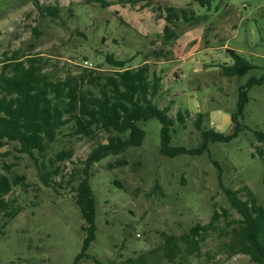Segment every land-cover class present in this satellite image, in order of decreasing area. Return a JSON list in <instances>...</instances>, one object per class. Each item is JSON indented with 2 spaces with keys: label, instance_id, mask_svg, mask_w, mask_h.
Listing matches in <instances>:
<instances>
[{
  "label": "rangeland",
  "instance_id": "rangeland-1",
  "mask_svg": "<svg viewBox=\"0 0 264 264\" xmlns=\"http://www.w3.org/2000/svg\"><path fill=\"white\" fill-rule=\"evenodd\" d=\"M34 1L0 0V70L4 58L17 50L39 56V66L53 80L76 75L88 64L112 74L107 55L131 68L147 62L149 77L160 76L164 90L154 103L160 109L170 106L168 115L175 121L171 146H199L198 114L205 116L201 128L229 133L238 87L263 74L264 0H211L209 10L192 0H162L158 4L163 8L193 10L201 17L188 30L181 19L180 37L165 44L157 35L165 10L156 14L141 4L130 7L113 0H106L112 2L108 7L97 0H37L59 8L52 18L42 16ZM228 50L249 62L245 75L221 74V66L232 64ZM178 111L185 114L184 124L176 120ZM240 123L243 131L229 143H210L199 156L168 158L159 151L162 125L150 119L141 126L145 137L140 147L94 163L90 186L96 199V237L80 260L85 232L74 188L83 177L84 160L92 148L106 143V134L77 139L64 128L37 165L12 145L4 146L0 161L16 163L10 175H24L26 187H14L6 196L20 211L4 228L0 214V264H126L138 258L142 262L135 264H170L164 256L170 236L180 250L174 264H251L248 256L232 254L229 247L228 234L241 217L219 180L241 199L247 198V187L264 206V143L254 135L264 132V84L248 91ZM69 149L72 157L57 163L61 174L45 186L38 173L42 160L51 168L49 159ZM119 159L127 164L116 165ZM215 212L219 219L203 234L199 250L188 253L181 236L196 224L207 226Z\"/></svg>",
  "mask_w": 264,
  "mask_h": 264
},
{
  "label": "trees",
  "instance_id": "trees-1",
  "mask_svg": "<svg viewBox=\"0 0 264 264\" xmlns=\"http://www.w3.org/2000/svg\"><path fill=\"white\" fill-rule=\"evenodd\" d=\"M101 7H108L112 2L97 0ZM116 4L135 7L141 4L143 8H150L156 14L165 10L164 26L161 34H157L162 43L176 41L183 29L178 23L183 20L186 28L197 25L201 17L193 10L181 9L177 11L172 6L161 7L162 0H113ZM199 7H211V0H192ZM34 4L42 16L55 18L59 15L56 6H42L37 0ZM162 19V18H161ZM184 30V31H185ZM232 58V64L221 66V74L227 78L245 75L251 68L249 62L233 50L227 51ZM39 56L20 54L14 51L12 56L4 58L0 70V150L6 145H12L14 150L32 158L39 164L37 158H46L52 144L57 140L62 129L69 131L72 137L95 139L99 132L106 134V143H99L91 149L84 160L83 177L74 188L75 201L84 221L82 230L85 237L82 251L77 260L85 257L86 251L96 237V199L90 186V170L94 163L107 156H117L130 148L140 147L145 132L142 125L150 119H157L162 125L160 153L168 158L179 155L199 156L208 151L210 143H229L243 131L240 119L243 118L245 106L248 103V91L253 86L264 84L263 74L259 78L250 77L237 89L235 109L230 113L232 130L221 133L213 128H201L203 114H198L195 126L200 132L201 142L196 148L188 149L184 146H171V130L175 125L169 116L170 106L158 108L154 101L163 93L162 79L153 73L147 62L136 68L126 67L127 61L117 60L113 55L105 57L106 64L115 70L112 74L86 67L76 75H69L63 80H53L48 73L39 66ZM171 104V101L169 102ZM186 113V112H185ZM178 124H184L185 114L178 111ZM259 143H264V132L254 133ZM14 144V145H13ZM72 150H61L49 159L51 168L41 162L39 178L48 186L54 177L61 174L57 163L70 159ZM127 164L119 159L116 165ZM215 165H219L215 162ZM16 163L0 161V214L4 218L1 228L13 219L20 208L13 206L6 200V196L14 187H26L24 175H10ZM111 167V166H109ZM231 208L241 217L240 225L228 234L229 247L232 254H243L249 257L251 264H264V206L259 204L246 187L247 198L241 199L237 192L225 188L219 180ZM226 216V211L223 210ZM219 215L215 212L207 226L194 225L186 234L181 236L186 244L188 253L199 250L198 243L203 240V234L211 228ZM180 254L178 245L172 236L168 237L164 246V256L170 264H174L175 257ZM142 262L128 259L126 264Z\"/></svg>",
  "mask_w": 264,
  "mask_h": 264
},
{
  "label": "water",
  "instance_id": "water-1",
  "mask_svg": "<svg viewBox=\"0 0 264 264\" xmlns=\"http://www.w3.org/2000/svg\"><path fill=\"white\" fill-rule=\"evenodd\" d=\"M196 67H197V68H199V67H200V64H199V63H197Z\"/></svg>",
  "mask_w": 264,
  "mask_h": 264
},
{
  "label": "built area",
  "instance_id": "built-area-1",
  "mask_svg": "<svg viewBox=\"0 0 264 264\" xmlns=\"http://www.w3.org/2000/svg\"><path fill=\"white\" fill-rule=\"evenodd\" d=\"M85 64H87V63L85 62ZM87 67H91V65H90V64H88V65H87Z\"/></svg>",
  "mask_w": 264,
  "mask_h": 264
}]
</instances>
